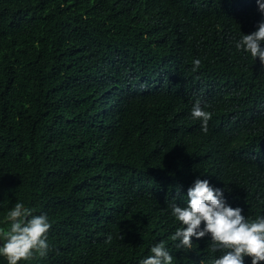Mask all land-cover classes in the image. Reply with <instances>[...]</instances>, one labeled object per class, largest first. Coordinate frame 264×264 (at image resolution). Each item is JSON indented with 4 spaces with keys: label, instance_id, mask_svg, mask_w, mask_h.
Returning <instances> with one entry per match:
<instances>
[{
    "label": "trees",
    "instance_id": "trees-1",
    "mask_svg": "<svg viewBox=\"0 0 264 264\" xmlns=\"http://www.w3.org/2000/svg\"><path fill=\"white\" fill-rule=\"evenodd\" d=\"M262 21L256 0H0V227L17 202L52 224L18 264H139L161 241L211 264L210 236L169 240L197 178L264 216V66L235 48Z\"/></svg>",
    "mask_w": 264,
    "mask_h": 264
},
{
    "label": "clouds",
    "instance_id": "clouds-1",
    "mask_svg": "<svg viewBox=\"0 0 264 264\" xmlns=\"http://www.w3.org/2000/svg\"><path fill=\"white\" fill-rule=\"evenodd\" d=\"M258 10L264 14V2L256 0ZM264 21L251 34H242L235 48L259 58L264 66ZM193 72L202 67L200 59L193 60ZM193 119L201 121V129L207 132L212 114L200 107L197 101L191 110ZM179 195V189H177ZM186 206L171 204V215L179 222L169 240L177 248L191 250L193 238L200 240L210 236L211 252H221L211 264H244L245 257L251 264L264 262V216L247 219L240 207H231L224 199V190L213 188L206 179L197 178L187 189ZM8 227H0V256L7 264H18L31 260L34 256L46 257L50 251L48 233L52 227L47 214H34V209L17 202L6 216ZM123 237H121L122 239ZM112 240L111 235L106 243ZM151 255L140 260L139 264H173V256L161 241L150 248Z\"/></svg>",
    "mask_w": 264,
    "mask_h": 264
}]
</instances>
